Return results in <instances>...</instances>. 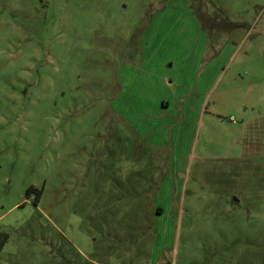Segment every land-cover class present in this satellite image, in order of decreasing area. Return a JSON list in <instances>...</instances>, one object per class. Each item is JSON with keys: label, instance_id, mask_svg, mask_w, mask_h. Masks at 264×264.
<instances>
[{"label": "rangeland", "instance_id": "obj_1", "mask_svg": "<svg viewBox=\"0 0 264 264\" xmlns=\"http://www.w3.org/2000/svg\"><path fill=\"white\" fill-rule=\"evenodd\" d=\"M0 230V264H264V0H0Z\"/></svg>", "mask_w": 264, "mask_h": 264}, {"label": "trees", "instance_id": "obj_2", "mask_svg": "<svg viewBox=\"0 0 264 264\" xmlns=\"http://www.w3.org/2000/svg\"><path fill=\"white\" fill-rule=\"evenodd\" d=\"M34 191H37V189L35 188H30L28 190V193H31V192H34ZM39 196V193L36 194V197ZM162 208H160L161 210ZM9 239V234L6 232V231H3V230H0V254H1V251L3 250L6 242L8 241Z\"/></svg>", "mask_w": 264, "mask_h": 264}, {"label": "water", "instance_id": "obj_3", "mask_svg": "<svg viewBox=\"0 0 264 264\" xmlns=\"http://www.w3.org/2000/svg\"><path fill=\"white\" fill-rule=\"evenodd\" d=\"M235 200H238V197H235Z\"/></svg>", "mask_w": 264, "mask_h": 264}]
</instances>
